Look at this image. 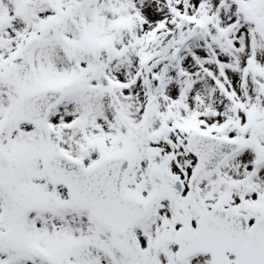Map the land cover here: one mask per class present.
I'll return each instance as SVG.
<instances>
[{"label": "snow or ice", "instance_id": "obj_1", "mask_svg": "<svg viewBox=\"0 0 264 264\" xmlns=\"http://www.w3.org/2000/svg\"><path fill=\"white\" fill-rule=\"evenodd\" d=\"M0 264H264V0H0Z\"/></svg>", "mask_w": 264, "mask_h": 264}]
</instances>
